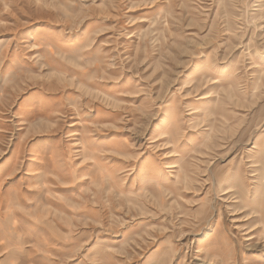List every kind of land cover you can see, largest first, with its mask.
Returning a JSON list of instances; mask_svg holds the SVG:
<instances>
[{
  "label": "rangeland",
  "instance_id": "374dc122",
  "mask_svg": "<svg viewBox=\"0 0 264 264\" xmlns=\"http://www.w3.org/2000/svg\"><path fill=\"white\" fill-rule=\"evenodd\" d=\"M1 27L0 264H264V0H3Z\"/></svg>",
  "mask_w": 264,
  "mask_h": 264
},
{
  "label": "crops",
  "instance_id": "0c3cea01",
  "mask_svg": "<svg viewBox=\"0 0 264 264\" xmlns=\"http://www.w3.org/2000/svg\"><path fill=\"white\" fill-rule=\"evenodd\" d=\"M0 24L3 25V0H0ZM2 31H3V28L1 27L0 28V34H1L0 42L3 40V37H2L3 32Z\"/></svg>",
  "mask_w": 264,
  "mask_h": 264
}]
</instances>
